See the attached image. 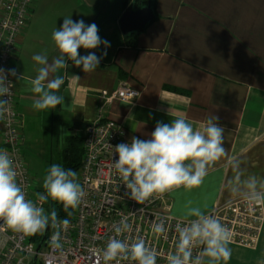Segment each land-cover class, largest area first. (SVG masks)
Here are the masks:
<instances>
[{
    "label": "crops",
    "instance_id": "obj_1",
    "mask_svg": "<svg viewBox=\"0 0 264 264\" xmlns=\"http://www.w3.org/2000/svg\"><path fill=\"white\" fill-rule=\"evenodd\" d=\"M148 2L154 19L135 32L130 43L119 19L126 10L139 9L136 0H37L32 5L13 63L23 156L28 149L51 150L60 140L63 148L67 136L81 137L84 128L99 119L119 123L131 143L133 137L151 139L158 122L185 118L203 131L208 117L217 115L225 128V155L210 166L199 188L175 190L161 209L182 219L189 207L210 212L243 197L231 191L236 161L242 179L255 177L258 190L264 192V0ZM68 16L95 23L110 47L78 49L81 56L95 52L100 57L107 51L95 72L85 73L69 60L66 69L50 73L49 79H64L59 90L64 103L37 111L29 81L40 65L32 57L46 55L49 64L58 57L52 32ZM120 83L138 90L139 98L111 106L99 102L102 90ZM261 205L264 213V200ZM230 247L228 264H264V222L254 249Z\"/></svg>",
    "mask_w": 264,
    "mask_h": 264
},
{
    "label": "clouds",
    "instance_id": "obj_2",
    "mask_svg": "<svg viewBox=\"0 0 264 264\" xmlns=\"http://www.w3.org/2000/svg\"><path fill=\"white\" fill-rule=\"evenodd\" d=\"M52 40L59 55L51 64L46 55L32 57L40 65L38 74L29 81L30 91L37 96L34 101L37 111L56 109L64 103V96L59 94L64 79L62 76L49 79L50 73L66 69L69 60L76 67L82 66L85 73L95 72L107 51L100 57L95 52L81 56L78 49H98L101 45L105 49L110 47V42L98 35L95 23L73 21L71 16L65 17L60 29L52 32ZM8 76H16L15 69H9L6 75L0 68V107L8 103L3 99L10 92V81L6 83ZM224 131L217 115L208 117L203 131L196 130L185 118H174L171 123L158 122L151 139L133 137L131 143L116 145L118 159L113 162V167L126 187V194L140 205L177 189L190 191L204 183L210 166L225 155ZM233 166L237 175L231 191L252 201L264 200V192L258 190L256 178L242 179L240 162L236 161ZM17 176L14 160L0 150V221L13 232L25 236L43 233L51 225L63 226L66 230L70 219H58L55 209L47 213L41 204L51 199L61 204L63 211L71 217L85 195L77 172L60 164H51L43 179L44 193H36L38 202L26 198ZM130 228L128 218H121L115 226L117 235L111 237L103 249V264H121L122 261L157 264L156 251L147 247L143 239L130 243L119 238ZM153 231L157 236H163L167 232L165 222L156 223ZM176 232L175 250L167 257V264H228L232 257L230 229L213 213L200 207L186 210L176 224ZM51 243L54 249L62 248L59 232ZM195 249L200 251L194 254Z\"/></svg>",
    "mask_w": 264,
    "mask_h": 264
},
{
    "label": "built area",
    "instance_id": "obj_3",
    "mask_svg": "<svg viewBox=\"0 0 264 264\" xmlns=\"http://www.w3.org/2000/svg\"><path fill=\"white\" fill-rule=\"evenodd\" d=\"M36 1H0V68L5 70L6 75L9 69H13L22 32ZM8 81L10 92L3 97L8 103L0 107V150L14 160L17 180L26 198L38 202L36 193L44 191L37 186L23 156L13 76H8L6 83ZM139 94L138 90L126 83H120L113 90H102L98 99L103 105L111 106L114 103H133ZM81 138L84 155L77 174L85 195L74 211L69 226L65 230L63 226L51 225L44 241L45 253L40 254V251L36 253L34 235L13 232L0 221V264H27L33 255L41 257V264H103V249L107 241L117 235L115 226L123 217L128 218L131 228L119 238L127 239L130 243L143 239L147 247L156 251L157 264H167V257L174 252L177 242L176 224L181 221L160 207L165 204L169 194L143 205L126 194V187L113 167V162L118 159L115 146L129 143L119 123L99 119L84 128ZM45 203L41 204L44 208ZM210 212L230 229L231 244L247 249L257 246L264 222L261 201L241 197L217 205ZM161 220L165 222L167 232L157 236L153 228ZM57 232L62 243L60 249H54L51 243ZM199 251L195 249L194 254ZM121 264L133 262L122 261Z\"/></svg>",
    "mask_w": 264,
    "mask_h": 264
},
{
    "label": "trees",
    "instance_id": "obj_4",
    "mask_svg": "<svg viewBox=\"0 0 264 264\" xmlns=\"http://www.w3.org/2000/svg\"><path fill=\"white\" fill-rule=\"evenodd\" d=\"M140 0H136V3L134 5L138 6V2ZM148 0H143L142 1V7L147 4ZM140 8V7H139ZM134 33L128 34L126 36H124V38L127 40L129 39V43L130 40H132V35ZM74 129V128H73ZM83 155H84V150H83V141L82 138L77 134V133H71L69 136H67L64 139V145L63 148L61 149L60 152V165H62L64 168L66 169H72L76 172H78L80 164L82 162L83 159ZM27 165V164H26ZM44 191V190H43ZM45 211L47 213H50L53 209H55L57 211L58 214V219H70L72 220L73 215L71 217H68L67 214L63 211L62 205L56 202L51 201V199H49L46 203H45ZM50 228V226H49ZM43 233H38L36 235H34L33 237V241L34 243H36V246L38 245V243L41 240Z\"/></svg>",
    "mask_w": 264,
    "mask_h": 264
},
{
    "label": "rangeland",
    "instance_id": "obj_5",
    "mask_svg": "<svg viewBox=\"0 0 264 264\" xmlns=\"http://www.w3.org/2000/svg\"><path fill=\"white\" fill-rule=\"evenodd\" d=\"M62 141H59V146L54 147L53 149H49L48 147H45L43 151H37L35 149H28V151L25 152L24 158L25 162L27 164L28 170L30 174L35 179L37 186L43 189V179L45 175L47 174L48 168L51 166V164L56 163L60 164V152L62 149ZM45 191V190H44ZM45 253V248L42 247L40 249V254ZM35 257V255L31 256L28 259L27 264H29L32 259ZM36 264H41V257L39 255L36 256Z\"/></svg>",
    "mask_w": 264,
    "mask_h": 264
},
{
    "label": "water",
    "instance_id": "obj_6",
    "mask_svg": "<svg viewBox=\"0 0 264 264\" xmlns=\"http://www.w3.org/2000/svg\"><path fill=\"white\" fill-rule=\"evenodd\" d=\"M137 4L140 7L137 11L128 9L119 19L120 30L123 36L142 31L154 19V13L150 8L149 2L143 7H141V0ZM48 230L49 227L43 232L41 240L36 247V253L45 246L44 241ZM29 264H36V255Z\"/></svg>",
    "mask_w": 264,
    "mask_h": 264
}]
</instances>
